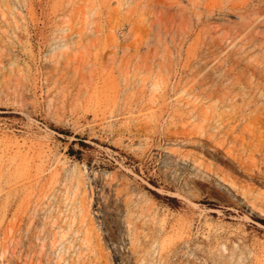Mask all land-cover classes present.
<instances>
[{"label":"rangeland","instance_id":"obj_1","mask_svg":"<svg viewBox=\"0 0 264 264\" xmlns=\"http://www.w3.org/2000/svg\"><path fill=\"white\" fill-rule=\"evenodd\" d=\"M263 110L264 0H0V264H264Z\"/></svg>","mask_w":264,"mask_h":264},{"label":"bare ground","instance_id":"obj_2","mask_svg":"<svg viewBox=\"0 0 264 264\" xmlns=\"http://www.w3.org/2000/svg\"><path fill=\"white\" fill-rule=\"evenodd\" d=\"M255 72V70H254ZM230 73V72H229ZM221 78V77H220ZM228 79V78H227ZM248 80V79H247ZM213 81V80H212ZM249 81V80H248ZM206 82V81H205ZM217 85V84H216ZM218 95V94H217ZM246 98V97H245ZM233 110V109H232ZM264 111V110H263ZM253 113V112H252ZM250 115V114H249ZM243 116V115H242ZM226 120V119H225ZM257 122H261L260 118H257ZM245 127V126H244ZM263 129V128H262ZM228 134V133H227ZM186 136V135H185ZM261 136V135H260ZM227 138V137H226ZM244 140V139H243ZM221 141V140H220ZM224 142V141H223ZM225 143V142H224ZM259 144V143H258ZM239 150V149H238ZM252 154V153H251ZM229 155V154H228ZM259 156V155H258ZM252 168V167H251ZM255 168V167H254ZM233 183V182H232Z\"/></svg>","mask_w":264,"mask_h":264},{"label":"trees","instance_id":"obj_3","mask_svg":"<svg viewBox=\"0 0 264 264\" xmlns=\"http://www.w3.org/2000/svg\"><path fill=\"white\" fill-rule=\"evenodd\" d=\"M264 224V222H262Z\"/></svg>","mask_w":264,"mask_h":264}]
</instances>
